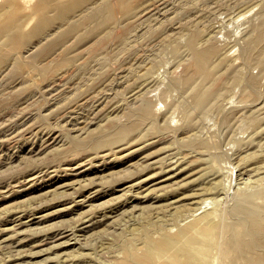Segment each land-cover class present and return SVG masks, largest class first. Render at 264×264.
<instances>
[{
  "label": "rangeland",
  "instance_id": "rangeland-1",
  "mask_svg": "<svg viewBox=\"0 0 264 264\" xmlns=\"http://www.w3.org/2000/svg\"><path fill=\"white\" fill-rule=\"evenodd\" d=\"M35 1L37 0H29L19 12L24 18L21 31L24 35L27 33L25 36L29 40L26 42L28 45L37 41V37H28V35L41 21V16L35 14L32 7ZM147 1L131 0L130 3L132 2L135 7ZM151 1L154 5H151L153 7H150L151 10L160 18L154 22L144 21V16L149 12L146 10L141 12L138 18L134 15L131 18L127 17L130 13L124 15L123 8L117 0L115 3L111 0L116 6L113 12L114 20L117 19L112 32L108 35H102L104 34L102 32L100 35L98 32L103 24L96 25L97 22L93 21L83 24L67 34L66 38L58 39L57 43H64L65 48L56 52L54 58L49 57L54 56L55 53L49 55L50 50H47L43 56L44 51L40 55H36V52L34 58L33 55L23 52L26 43L19 47L0 44V264H65L66 262V264H110L113 254L121 255L122 251L133 246L141 249L148 244L151 236L162 237L165 231L161 228H167L166 235H169V228L175 233L176 227L190 222L191 220L185 222L191 215L189 212L177 216L176 210L172 214L171 212L175 211L174 206L178 202L188 204L189 200L186 197L196 185L208 184L214 180L218 183L219 190L216 189L214 191L216 193L212 192L206 196L202 195L207 202L202 203L203 206L200 203L204 201L201 196L197 198L198 202L195 200L196 202H192L194 204L190 203L188 209L194 212H191L192 214L196 215L201 211L202 208L196 210L195 207L199 203L201 205L198 206L203 209L213 205H220L218 207L222 210L224 207L226 209L233 205V199H237V196L245 190L258 192L259 195L254 197V201L264 206V66L261 67L260 64H257L258 67L255 66L257 63L255 57L251 61L252 57L248 59L243 53L244 44L246 43L248 47L255 44L256 39L264 31V0H242V2L240 0H161L164 3L160 0ZM158 2L162 5L155 4ZM3 3V0H0V12L4 10ZM158 10L163 15L158 13ZM234 16L238 17L235 19ZM132 21L136 23L133 25ZM247 21L249 22L246 23ZM261 22H263L262 32ZM147 24L152 26L149 27ZM248 24L252 30L248 28ZM126 26L129 30L133 27L134 35L131 40L119 38V33L122 37L127 33ZM153 26L156 29L152 30ZM79 29L81 31H78ZM166 31L173 33L172 37L170 36L171 45L163 41L164 38L161 36V33L164 34ZM77 32L79 35L75 37ZM249 32L250 34H247ZM192 34H196L197 37H194V44H198L199 47L202 45L201 48L210 45L209 47L214 51L211 53L212 61H218L217 56L221 57L224 54L223 57H219L216 76L206 79L204 87H223L226 88L225 94L216 105L204 112L196 108L191 93L185 90L184 85V80H187L189 75L195 74L193 57L185 44L186 39ZM227 37H230V40L240 39L238 45L235 39L230 42L232 45L236 44L231 47V51H229L231 45L226 44V41L229 43ZM242 40H245L243 44ZM14 48L18 51H14ZM7 53L14 54L16 59L14 63L8 62L5 66L8 58L3 60L2 56ZM38 57L41 58L38 60ZM43 58H46L44 62ZM23 61L26 63L23 64ZM241 65L244 68H241ZM235 66L240 68L241 72L245 70L244 79L254 80L256 77L255 80L258 81L261 76V80L252 82V86H248L243 78L239 82H234L230 79V74ZM245 68H249L248 75L251 74L253 77L249 78ZM145 70L147 74H140ZM150 75L153 78L151 80L147 79L151 78ZM152 75L156 78L154 79ZM141 83L142 86L139 87ZM143 85L146 87L144 88ZM49 86L51 87L48 88ZM137 86L140 89L136 90ZM137 91L141 92H138L140 96L137 94L140 99L135 96ZM132 95L137 99L131 98ZM146 97L151 100L149 103L153 104L146 110L151 113L141 111L142 101L144 98L146 100ZM38 133L41 135L39 136ZM173 154H176V157ZM178 156L185 158L181 157V159ZM137 163L140 166L136 165ZM173 164L180 168V165H183L182 168L185 166L189 168L179 170L171 178L161 177L169 167L174 166ZM202 169L208 172L203 178L199 177ZM153 172L154 175L156 173L158 175L149 178L148 175ZM146 176L148 179L145 178ZM78 179L79 183H77ZM132 182L133 188L124 187V184ZM172 182L173 186L176 184L180 188L169 192L168 186L170 184L171 187ZM222 183L224 185L220 187ZM72 184L75 187H72ZM248 185L250 188L247 187ZM160 186L168 187L167 191L161 190ZM245 186L249 189H244ZM101 188L103 191L100 190ZM225 189H229L230 192ZM232 189L234 193L236 190L239 191H236L239 193L236 196L233 193L235 198ZM74 192L77 193L76 196ZM227 195L229 196L226 197ZM98 205L100 206L97 207ZM110 207L108 211H112H106ZM85 209H89L88 212ZM82 210L85 211L83 212L85 217L84 215L79 217ZM114 215L119 218H115ZM184 215L189 217L179 221L181 223L179 225L178 218ZM102 216L105 217L102 219ZM81 218L85 221L80 220ZM230 218L226 216V219ZM113 220L116 224L110 227L109 223ZM41 224L45 226L52 224L54 229L43 227ZM65 224L67 226L63 227ZM69 224L71 226L73 224L74 227L76 225L77 228L68 227ZM37 225H40L42 230ZM67 227L71 232L66 229ZM91 230L94 232L89 235L88 232ZM58 231L61 234H58ZM27 234L32 235L30 237ZM52 235L57 239L52 240L54 237ZM64 238L65 240L61 241ZM83 238L89 239L88 243ZM54 241L59 243L53 245L56 244ZM64 241L70 242L63 245ZM83 241L85 244L81 245ZM209 243L205 240L200 248L195 247L197 256H193L197 262L194 264L222 263L218 261L220 259H217L216 263V260H213L214 253L208 250ZM190 244L189 240H184L181 244H171L165 258L169 263L175 264L169 258L175 247L182 245L190 248ZM168 246L169 243L165 250ZM73 251L74 254L71 253ZM76 252L78 256L75 255ZM149 252L156 259L165 256L157 248H151ZM60 256H63V259H60ZM237 262L242 264L240 261Z\"/></svg>",
  "mask_w": 264,
  "mask_h": 264
},
{
  "label": "bare ground",
  "instance_id": "bare-ground-1",
  "mask_svg": "<svg viewBox=\"0 0 264 264\" xmlns=\"http://www.w3.org/2000/svg\"><path fill=\"white\" fill-rule=\"evenodd\" d=\"M28 1L29 0H3V7H4V10L2 11V12H0V44H2V43H5V44H10V45H13V47L14 46H17V47H19L20 45H23V44H25L27 41H29V40H27V38H26V34L27 33H25V35L22 33V31H21V27H22V23H23V21H24V18H23V15H19V12H20V10H22V7H24L25 5H27V3H28ZM114 1V3H115V0H113ZM130 1L131 0H117V2L119 3V5H120V7L121 8H123L122 10H123V12H124V15L125 14H128V13H130L127 17H129L130 16V18L131 17H133L132 15H134V16H136V18H138L139 17V14L141 13V12H143V11H149L148 12V15L147 16H144V21L145 22H147V21H152L153 20V22L154 21H156V20H159L160 18L159 17H157L158 16V14H157V16L155 15V13H153V11L151 10V8H153L151 5H153L152 3V1L150 2V0H148L149 1V3H148V1L147 2H145L143 5H140V4H138L137 6H133L131 3H130ZM133 1V0H132ZM161 1V0H160ZM159 1V2H160ZM164 1V0H163ZM163 1H161L162 3H164ZM239 1V0H238ZM241 2H242V0H240ZM245 1V0H244ZM155 2V1H154ZM159 2L158 3H155V4H159ZM114 3H112L111 2V0L109 1V0H37V1H35L33 4H32V7H33V9H34V13L35 14H38V15H40L41 16V21H39L38 23H37V25H35L32 29H31V31L29 32V35H28V37L29 36H35V37H37L36 39H37V41H35V42H30L29 43V45L26 43V48L23 50V52H26V53H28L29 55L31 54V55H33V57H34V54L37 52V54L36 55H40L41 54V52L42 51H44V53H42V56L47 52V50H50L51 52L49 53V55H51V54H53L54 52V56L53 55H51V56H49V57H55V55L57 54L56 52H60L61 50H62V48L64 49L65 48V44L64 43H57V41H58V39H60V38H62V39H64V38H66V35L67 34H70L74 29H76V28H78L79 26H81V25H83V24H86V23H88V22H97V24L96 25H104L103 27H102V29H100L99 30V32H98V34H102V32H104V34H102V35H105V34H109V33H111L112 32V28L114 27V25H115V23L117 22V19H115L114 20V15H113V12H114V8L116 7V6H114ZM162 3L161 4H159V5H162ZM166 3V2H165ZM258 3H256V5H257ZM115 5H117V4H115ZM119 5H117L118 7H119ZM156 5V6H157ZM165 5V4H164ZM259 5V4H258ZM154 6V5H153ZM169 6V5H168ZM151 7V8H150ZM158 8H159V6H157ZM160 7H163V6H160ZM165 7H166V5H165ZM164 7V8H165ZM6 8H10L9 10H7ZM163 8V9H164ZM169 7H167V9H168ZM155 9V8H154ZM163 9H161V10H163ZM166 9V8H165ZM163 11H165V10H163ZM158 13H160L159 12V10H158ZM142 14V13H141ZM160 14H162V13H160ZM163 15V14H162ZM161 15V16H162ZM166 15V14H165ZM122 17V16H121ZM143 17V16H142ZM168 17V16H167ZM231 17V16H230ZM238 17V16H237ZM236 17V18H237ZM169 18V17H168ZM234 18H235V16H234ZM235 18V19H236ZM124 19V18H123ZM134 19H135V17H134ZM140 19V18H139ZM143 19V18H142ZM162 19V18H161ZM167 19V18H166ZM235 19H234V21H235ZM127 20H128V18H127ZM137 20V19H136ZM164 20V19H163ZM247 20H249V19H247ZM135 21V20H134ZM137 21H141V20H137ZM120 22H121V20H120ZM249 21H247L246 23H248ZM122 23V22H121ZM128 23H129V20H128ZM132 24L134 23L133 21L131 22ZM136 23V22H135ZM134 23V24H135ZM138 23V22H137ZM156 23V22H155ZM158 23L160 24V21H158ZM158 23H156L155 25L158 27V26H160ZM162 23V25H163V22H161ZM262 23L263 22H261V25H260V27L262 26ZM133 24V25H134ZM140 24V23H139ZM138 24V25H139ZM143 23H141V25H142ZM146 24V23H145ZM151 24H152V22H151ZM158 24V25H157ZM129 25H130V23H129ZM129 25H127L128 27H129ZM137 25V24H136ZM135 25V27L136 28H138V26H136ZM148 25V24H147ZM126 26V28L128 29V27ZM132 26V25H131ZM144 26V25H143ZM146 26V25H145ZM149 26V25H148ZM148 26H146V27H148ZM152 26V25H151ZM151 26H149V27H151ZM259 26V25H258ZM94 27H96L95 25H94ZM134 27V28H135ZM145 27V28H146ZM251 27V26H250ZM250 27H249V24H248V28L250 29ZM130 28V27H129ZM142 28V27H141ZM158 28H160V27H158ZM247 28V29H248ZM255 28V27H254ZM262 28V27H261ZM124 29V28H123ZM122 29V30H123ZM132 29H133V27H132ZM132 29H128L127 30V33L126 34H124L123 35V37L121 36V33H119L120 34V39L122 40V38H123V40H127V39H129V40H131L130 38H132V35H134V30L132 31ZM140 29V28H139ZM144 29V28H143ZM151 29V28H150ZM154 29H156V27L154 28V26H153V29L152 30H154ZM256 29V28H255ZM147 30H148V28H147ZM169 30V29H168ZM250 30H252V29H250ZM257 30H259V28L257 29ZM261 30V29H260ZM78 31H81V29H79ZM90 31H91V29H90ZM126 31V30H125ZM137 31V30H136ZM244 31V30H243ZM246 31V30H245ZM263 31V28H262V30H261V32ZM139 32V31H138ZM137 32V33H138ZM140 32H142V31H140ZM139 32V33H140ZM144 32H145V30H144ZM161 32V31H160ZM246 32H248V31H246ZM251 32V31H250ZM250 32L249 33H247V34H250ZM123 33H124V31H123ZM136 33V34H137ZM243 34H244V32H242ZM247 34H246V36H247ZM260 34V33H259ZM79 35V32H77V35L75 36V37H77ZM140 35V34H139ZM172 35H173V33L171 32V31H166V32H164V34L163 33H161V36L164 38L163 39V41L165 40V42L166 43H168L169 42V44L172 42V39H171V37H172ZM198 35V34H197ZM241 35V34H240ZM156 36H158V34L156 35ZM156 36L154 37V38H156ZM160 36V37H161ZM171 36V37H170ZM234 36V35H233ZM241 36H243V35H241ZM245 35H244V37H246ZM135 37V36H134ZM161 37V38H162ZM194 37H196V34H192V36H189L187 39H186V42H185V44H186V46H187V48L189 49V52L191 53L190 55H192V57H193V66L195 67L194 68V75H192L191 74V76L189 75V77L187 78L186 76H185V79L187 78V80H184L185 81V83H184V85H185V90H187L189 93H191V95H192V97H193V101H194V103H195V106H196V108L199 110V111H208L210 108H212L214 105H216L217 104V102H218V100L222 97V95L223 94H225L224 92H225V89L226 88H223V87H221V88H205L204 87V81H206V79L208 80V79H212V78H214L215 76H216V66H217V64H218V61L220 60L219 59V57H220V55L219 56H217V58H218V61L216 60V62H214V61H212V59H211V53H213L214 51L212 50V48L211 47H209L210 45L208 44V46L207 47H205L204 48V46H203V48H201V46L202 45H200V47L198 46V44H194V40H195V38ZM200 37V36H199ZM211 37V36H210ZM213 37V36H212ZM197 38V37H196ZM229 38V43H227L228 41H226V44H230L229 46H230V50L229 51H231L232 50V46L235 44H231L230 42H232L233 40H230V37H227L226 39H228ZM233 38V37H232ZM236 38H238V37H236ZM250 38V40H251V37H249ZM249 38H247V40H249ZM119 39V40H120ZM134 40V39H133ZM236 41H238V40H240V39H235ZM235 41V42H236ZM243 41H245V40H242V44L244 43ZM128 42H130V41H128ZM127 42V43H128ZM203 43H204V41H202ZM241 42V41H240ZM124 43V42H123ZM195 43H196V41H195ZM209 43V42H208ZM237 43V42H236ZM248 43V42H247ZM126 44V43H125ZM172 44V43H171ZM170 44V45H171ZM204 44H207V43H204ZM239 44V41H238V43H237V45ZM246 44V43H245ZM244 44V46H245V48H243V53H244V55H245V57H247L248 59H250L251 57V61H252V59H254V57H255V60H256V62L257 63H255L254 65L255 66H257V64H260V66L262 67V66H264V31H263V33L256 39V43L255 44H252L250 47H248V46H246ZM250 44H251V42H250ZM195 45H197V47L195 46ZM212 45V44H211ZM236 45V44H235ZM254 45V46H253ZM54 46V47H53ZM243 46V45H242ZM242 46H240V47H242ZM253 47H255L254 49H253ZM174 48V47H173ZM233 48H235V46L233 47ZM236 48H237V46H236ZM252 48V49H251ZM214 49V48H213ZM16 49L14 48V51H15ZM228 50H226V51H228ZM237 50L239 51V49L237 48ZM241 50V49H240ZM18 50H16V52H17ZM237 51V52H238ZM216 53H218V52H216ZM27 54V55H28ZM221 54V53H220ZM230 54H232V53H230ZM240 54H242V52H240ZM217 55V54H216ZM223 55L224 54H222L221 55V57H223ZM234 55V54H233ZM233 55L231 56V57H233ZM47 56V57H48ZM213 56V55H212ZM237 56V55H236ZM238 56H239V53H238ZM46 57V58H47ZM191 57V56H190ZM213 57H215V56H213ZM220 57V58H221ZM241 57H242V55H241ZM2 58H3V60H5L6 58H8V61H7V63L5 64V66L8 64V62H13L14 63V61H15V56H14V54H12V53H7V54H5L4 56H2ZM35 58V57H34ZM41 57H38L37 59L39 60ZM46 58H43V62H44V60L46 59ZM217 58H215V59H217ZM50 60H52L51 58H49ZM64 59H66L65 57H64ZM231 60H233V58L231 59ZM235 60H236V58H235ZM47 61V60H46ZM233 62V61H232ZM237 62V61H236ZM26 63V62H25ZM24 63V61H23V64H25ZM34 63V62H33ZM46 63H48V61L46 62ZM239 63V62H238ZM36 64V63H35ZM231 64V63H230ZM242 64H244V61H243V63ZM246 65H247V62L245 63ZM34 65V64H33ZM32 65V66H33ZM37 65V64H36ZM44 65V64H43ZM237 65V64H236ZM193 66H192V70H193ZM229 66H231V65H229ZM238 66V65H237ZM242 66V65H241ZM241 66H239V67H241ZM249 66V65H248ZM247 66V67H248ZM252 66H253V63H252ZM254 66V67H255ZM33 67H36V66H33ZM43 67V66H42ZM253 67V68H254ZM258 67V66H257ZM6 68V67H5ZM44 68H45V65H44ZM234 69H233V71L231 72V74H230V79H232L234 82H239V81H241V79L243 78V76H244V74H243V72L245 71L244 69V71H240V68H237L236 66L235 67H233ZM241 68H244V66H242ZM4 69V68H3ZM7 69V68H6ZM239 69V70H238ZM246 69V68H245ZM247 69H249V68H247ZM247 69H246V71H247ZM252 69V68H251ZM45 70V69H44ZM253 70V69H252ZM258 70V69H257ZM250 71V70H249ZM249 71H247V75H248V72ZM254 71V70H253ZM252 71V72H253ZM262 71V70H261ZM147 72V70H145V72H141L140 74H145ZM193 72V71H192ZM246 73V72H245ZM147 74V73H146ZM250 74V73H249ZM154 75V74H153ZM152 75V76H153ZM264 75V74H263ZM262 75V76H263ZM218 76V75H217ZM249 76V78L250 77H253V76H251V74L250 75H248ZM256 76V75H255ZM148 76H146V78H147ZM150 77H151V75H150ZM154 77V79L156 78L155 76H153ZM247 77V76H246ZM258 77H259V75H258ZM143 78H145V77H143ZM145 78V79H146ZM229 78V77H228ZM147 79H153L152 77L151 78H147ZM244 79V78H243ZM251 79V78H250ZM247 80V79H244L246 82H247V85L248 86H252L253 85V83L252 82H259L260 80H261V76H260V80L258 79V81H256L255 79H256V77H255V79L253 80V78H252V80ZM264 80V79H263ZM156 81V80H155ZM146 82H147V80H146ZM245 82V83H246ZM144 84V83H143ZM150 84V83H149ZM148 84V85H149ZM151 84H152V81H151ZM147 85V86H148ZM52 86V85H51ZM51 86H49L48 88H50ZM54 86V85H53ZM140 86H142V83H141V85L139 84V87ZM138 86H137V89L136 90H138V89H140ZM143 87H144V85H143ZM145 87H146V85H145ZM144 87V88H145ZM50 90V89H49ZM135 90V91H136ZM142 90V89H141ZM134 91V90H133ZM138 92H140V91H137L136 93H135V96H137V94L140 96V94L138 93ZM143 92H144V89H143ZM134 93V92H133ZM141 93V92H140ZM144 95H145V93H143ZM62 96V95H61ZM133 96L134 95H132V97L131 98H133ZM134 96V97H135ZM139 96H137L139 99L141 98V97H139ZM146 96V95H145ZM145 96H142V97H145ZM60 98V97H59ZM147 98V97H146ZM133 99H135V98H133ZM137 99V98H136ZM135 99V100H136ZM140 102H139V104H141V101H142V99L141 100H139ZM151 101V100H150ZM149 101V99L147 98L146 100H145V98H144V100L142 101L143 103L141 104V106L143 107L142 108V112H144V111H146V110H148L149 109V107L151 108V106L150 105H153L152 104V102H151V104L149 103L150 102ZM262 105V104H261ZM264 106V105H263ZM260 107H262V106H260ZM150 111H146V113H149ZM145 113V112H144ZM151 113V112H150ZM39 131V130H38ZM41 132V131H40ZM15 133V132H14ZM13 133V134H14ZM35 133V136L37 137V135H36V132H34ZM42 133V132H41ZM41 133L39 134V136L41 135ZM49 134H50V132H48ZM38 136V137H39ZM46 136H47V134H46ZM40 138V137H39ZM40 140H41V138H40ZM43 141H45V139L43 140ZM172 152V151H171ZM174 152V151H173ZM175 153H177V152H175ZM170 154V153H169ZM174 155V157H176L175 155L176 154H173ZM179 155V154H178ZM184 155V154H183ZM171 157V156H170ZM178 157H180V156H178ZM177 157V158H178ZM182 157V156H181ZM180 157V158H181ZM187 157V156H186ZM173 158V157H172ZM176 158V159H177ZM180 158H179V160H180ZM182 158H185V157H182ZM181 158V159H182ZM28 159V158H27ZM169 159V158H168ZM174 159V158H173ZM172 159V160H173ZM24 160H26V159H24ZM164 160V159H163ZM166 160V159H165ZM195 160V159H194ZM167 161H169V160H167ZM175 161V160H174ZM178 161V160H177ZM186 161H187V159H186ZM162 162V161H161ZM161 162H159L160 164H161ZM164 162V161H163ZM179 162V161H178ZM182 162H183V160H182ZM184 162H185V160H184ZM188 162V161H187ZM187 162H186V164L185 165H187ZM136 163V162H135ZM171 163H173V161L171 162ZM139 164H141V163H139ZM163 164V163H162ZM175 164H177V163H175ZM183 164V163H182ZM189 164V163H188ZM134 165V164H133ZM136 165H138V163L136 164ZM157 165V164H156ZM164 165H165V163H164ZM174 165V164H173ZM180 165V164H179ZM138 166H140V165H138ZM138 166H136V167H138ZM181 166V168L180 167H178L177 165L175 166H172V167H169V170L167 171L166 169V173H164V172H162V173H164L163 174V176H161V177H163V178H171L172 176H174L179 170H181L182 171V169H186V167L187 168H189L188 166H185L184 168H182V166L183 165H180ZM76 167V166H75ZM136 167H134L135 169H136ZM155 167H158V166H155ZM159 167H161V166H159ZM166 167V166H165ZM168 167V166H167ZM72 168V167H71ZM69 169V168H68ZM157 169V168H156ZM163 169V168H162ZM168 169V168H167ZM75 170V169H74ZM158 170H160L159 168H158ZM80 171H82V170H80ZM157 171V170H156ZM162 171V170H161ZM164 171V170H163ZM76 172V171H75ZM158 172V171H157ZM79 173V172H78ZM156 173V172H155ZM159 173V172H158ZM208 172L207 171H204L203 169H202V172L199 174V177H201V178H203V177H205L206 176V174H207ZM216 173V172H215ZM152 174V173H151ZM151 174H149L148 176H149V178L150 177H152L153 175H154V172H153V174L151 175ZM210 174V173H209ZM212 174H213V172H212ZM151 175V176H150ZM156 175H158L157 173H156ZM156 175H154V176H156ZM161 175V174H160ZM215 175V174H214ZM148 176H146L145 178H147L148 179ZM176 176H178V175H176ZM208 176V175H207ZM160 177V178H161ZM199 177H196L197 179L199 178ZM209 177V176H208ZM157 178V177H156ZM160 178H159V181H160ZM77 179V178H76ZM81 179V178H80ZM146 179V180H147ZM154 179V178H153ZM162 179V178H161ZM195 179V178H194ZM194 179H192V181L194 180ZM73 180H75V179H73ZM72 180V181H73ZM128 180V179H127ZM141 180H143L144 181V179H141ZM152 180V179H151ZM165 180V179H164ZM163 180V181H164ZM172 180V179H171ZM175 180V179H174ZM176 180H177V178H176ZM176 180H175V182H176ZM205 180V179H204ZM210 180V179H209ZM208 180V181H209ZM213 180V179H212ZM71 181V182H72ZM75 181H77V180H75ZM153 182H155L154 180H152ZM178 181V180H177ZM191 181V182H192ZM200 181H202V180H200ZM74 182V181H73ZM72 182V183H73ZM83 182V181H82ZM113 182V181H112ZM136 182V181H135ZM165 182V181H164ZM170 182V181H169ZM175 182H174V184H175ZM179 182V181H178ZM194 182V181H193ZM192 182V183H193ZM199 182V181H198ZM77 183H79V179H78V182ZM90 183V182H89ZM96 183V182H95ZM119 183V182H118ZM156 183V182H155ZM195 183V182H194ZM202 183H203V181H202ZM88 184V183H87ZM97 184V183H96ZM141 184V183H140ZM144 184V183H143ZM162 184H164V183H162ZM161 184V185H162ZM168 184V183H167ZM172 185H171V187H170V184H169V192H171V191H174V190H177L178 188H180V186H176V184L173 186V182L171 183ZM198 184V183H197ZM199 184H200V182H199ZM67 185V184H66ZM77 185V184H76ZM117 185V184H116ZM125 186L124 187H130V186H132V188H133V182L132 183H129V184H124ZM150 185V184H149ZM160 185V184H159ZM178 185V184H177ZM179 185H181V184H179ZM183 185V184H182ZM223 183H222V185L220 186V187H223ZM69 186H71V184L69 185ZM83 186V185H82ZM89 186H91V185H89ZM93 186V185H92ZM145 186V185H144ZM163 186V185H162ZM162 186H160V188L162 187ZM164 186H165V184H164ZM195 186V185H194ZM72 187H75V186H73V184H72ZM72 187H71V189H72ZM87 187V186H86ZM135 187V186H134ZM146 187V186H145ZM148 187V186H147ZM168 187H164V188H161V190H164L165 192L167 191V188ZM247 187H249L250 188V186L248 185ZM252 187V186H251ZM82 188H84V187H82ZM92 188V187H91ZM136 188H138V187H136ZM143 188V187H142ZM159 188V187H158ZM239 188V187H238ZM238 188H236L237 190H238ZM244 189H249V188H246V186L245 187H243ZM78 189V188H77ZM97 189V188H96ZM141 189V188H140ZM139 189V190H140ZM144 189V188H143ZM147 189V188H146ZM216 189H218V183L214 180V182L212 181V182H210V183H208V184H200V185H196L195 186V189H193L190 193H188V195H187V200H189V202H188V204H187V202H181V203H179L178 201H179V199H178V203H177V205L176 206H174V208H175V211L174 212H171L172 214L173 213H175L176 212V210H177V216H180V215H182V213L183 212H186V214H187V212H189V215H190V217H189V219H187L188 217L186 216V215H184L183 217H180V218H178V224L179 225H181V223L179 222V221H183V220H186L185 222H187V221H189V220H191L190 222H188L186 225H183V226H179V227H176V232L175 233H172V231H173V229L172 228H169V235H166V231L168 230L167 228H161L162 230H164L165 231V233L162 235V237H160V238H154V237H152L151 236V239L149 240V242H148V244H146L143 248H141V249H139V247H137V246H133L131 249H125L124 251H122V254L121 255H119L118 253H116V254H113V257L110 259V264H171V263H169L168 262V260L165 258L166 257V255H168V250H169V247L171 246V244H173V243H178V244H181V243H183L184 242V240H189L190 242H191V244H190V248L189 247H185V246H182V245H177L175 248V250L172 252L173 254L172 255H170L169 256V258L171 259V260H173V263H175V264H194V263H196L197 262V260L195 259V257L193 256V255H196L197 256V253H196V248H200V246H201V244L203 243V241H205V240H207L208 242H210L209 244V247H208V250H210L211 251V253L213 252L214 253V255H213V257H214V259L213 260H216L215 261V263L217 262V259H220V260H218V261H221L222 263L221 264H237L238 262L237 261H240L242 264H264V206L263 205H261V204H256L255 203V201H254V197L258 194L259 195V193L257 192V193H253V191H250V190H245V191H242V193L241 194H239V193H237V192H239V191H235V193L234 192H232L233 191V189L231 190V192H232V195L234 196V194H235V196H236V194L238 195L239 194V196H237L236 198L237 199H233V198H235V196L232 198L233 200H234V203H233V201H232V203H233V205H231L230 207H226V209H225V207L223 208V210L220 208L219 209V207L218 206H220V205H213V206H210V207H204V209H203V207H201V206H198V205H201L202 203H207L206 201H205V199L202 197V195H205L206 196V194H210V193H212V192H214V191H216ZM227 189V188H226ZM225 189V190H226ZM235 189V188H234ZM79 190V189H78ZM78 190H77V192H78ZM82 190V189H81ZM85 190V189H84ZM100 190H102L103 191V189L101 188ZM99 190V191H100ZM219 190V189H218ZM242 190V189H241ZM71 191H73V189L71 190ZM88 191H90V190H88ZM92 191V190H91ZM97 191V190H96ZM138 191V190H137ZM226 191H229L230 192V190L228 189V190H226ZM135 192V191H134ZM138 192H140V191H138ZM144 192V191H143ZM225 192V191H224ZM75 193V192H74ZM87 193V192H86ZM92 193H94V190H93V192ZM214 193H216V192H214ZM213 193V194H214ZM222 193V192H221ZM234 193V194H233ZM76 194L77 193H75V196H76ZM98 194V193H97ZM124 194H125V192H124ZM127 194V193H126ZM129 194V193H128ZM130 194H132L131 193V191H130ZM227 193L225 192L224 193V195H226ZM84 195V194H83ZM87 194H85V196H86ZM91 195V194H90ZM135 195V194H134ZM136 195H137V193H136ZM216 195H218V193L216 194ZM220 195H223V194H220ZM219 195V196H220ZM230 195V194H229ZM229 195H227L226 197H228ZM231 195V196H232ZM80 196V195H79ZM92 196V195H91ZM116 197H118L117 195H115ZM115 196H114V200L116 199L115 198ZM128 196V195H127ZM200 196L202 197V200L204 199V201H202V202H200L198 205H195V207H196V210H197V208H202V209H200L201 211L199 212V213H196V215L195 214H192V213H194V212H192V210H191V212H190V210L188 209L189 208V204L191 203V204H194V203H192L193 201H197L198 202V200L199 199H197V198H200ZM214 196V195H213ZM89 197V196H88ZM98 197V196H97ZM131 197V196H130ZM134 197V196H133ZM217 196H215V198H216ZM223 197V196H222ZM225 197V196H224ZM61 198H63L62 196H61ZM73 198V197H72ZM85 198V197H84ZM95 198V197H94ZM93 198V199H94ZM134 198H136V197H134ZM177 198H179V197H177ZM182 198V197H181ZM213 198V197H212ZM219 199H221V197H218ZM75 199V198H74ZM78 199V198H77ZM228 199V198H227ZM227 199H226V201H227ZM61 200H64V199H61ZM79 200H80V198H79ZM86 200V199H85ZM89 200H90V198H89ZM173 199H171V201H172ZM206 200H209V199H206ZM214 200V199H213ZM71 201V200H70ZM75 201V200H74ZM73 201V202H74ZM78 201V200H77ZM83 201H84V199H83ZM88 201V200H87ZM86 201V202H87ZM93 201V200H92ZM170 201V200H169ZM195 201V202H196ZM201 201V200H200ZM210 201H211V199H210ZM89 202V201H88ZM213 202V201H212ZM228 202V201H227ZM75 203V202H74ZM77 203V202H76ZM90 203V202H89ZM110 203H113V202H110ZM176 203V202H175ZM222 204H223V202H221ZM69 204V203H68ZM79 204V203H78ZM93 204V203H92ZM95 204V203H94ZM109 204V203H108ZM114 204V203H113ZM225 204V203H224ZM67 205V204H66ZM65 205V206H66ZM86 205V204H85ZM91 205V204H90ZM97 205V204H96ZM96 205H95V208H96ZM173 205H174V203H173ZM207 205V204H206ZM64 206V207H65ZM68 206V205H67ZM88 206H89V204H88ZM91 206H93V205H91ZM90 206V207H91ZM100 205H98L97 207H99ZM106 206H109V205H106ZM105 206V207H106ZM113 206H115V205H113ZM191 206V205H190ZM198 206V207H197ZM202 206H203V204H202ZM225 206V205H224ZM70 207V206H69ZM72 207V206H71ZM79 207H80V205H79ZM82 207V206H81ZM119 207V206H118ZM191 207H194L193 205L191 206ZM218 207V208H217ZM62 209H64L63 207H61ZM66 208V207H65ZM166 208H168V207H166ZM172 208V207H171ZM173 208V209H174ZM67 209V208H66ZM70 209V208H69ZM75 209V208H74ZM91 209H94V208H92L91 207ZM108 209L110 210L111 209V207L110 208H107V210L106 211H108ZM113 209V208H112ZM119 209V208H118ZM169 209V208H168ZM188 209V210H187ZM190 209H193V208H190ZM198 209V210H199ZM225 209V210H224ZM88 210L89 209H85V211H87L88 212ZM97 210V209H96ZM95 210V211H96ZM120 210H122V209H120ZM172 210V209H171ZM67 211V210H66ZM85 211L84 210H82V213H80V211H79V213L81 214H79L80 216L79 217H81L82 215H84L83 214V212L85 213ZM112 211V210H111ZM111 211H108V212H111ZM122 211H124V210H122ZM121 211V212H122ZM86 212V213H87ZM93 212V211H92ZM196 212V211H195ZM89 213L91 214V212L89 211ZM96 213H97V211H96ZM117 213H119V212H117ZM170 213V214H171ZM78 214V213H77ZM76 214V215H77ZM100 214V213H99ZM98 214V215H99ZM102 214V213H101ZM107 214V213H106ZM114 214V213H113ZM116 214V213H115ZM87 216H88V214H86ZM91 215H94V214H91ZM97 215V214H96ZM103 215H104V213H103ZM109 215V214H108ZM193 215V217L191 218V216ZM18 216H20V215H18ZM23 216V215H22ZM35 216V215H34ZM38 216V215H37ZM41 216V215H40ZM39 216V217H40ZM113 216V215H112ZM226 216L228 217V218H230V219H232V218H234V220L232 219V221H229L230 219H226ZM16 217H17V215H16ZM84 217H85V215H84ZM93 217V216H92ZM103 217H105V216H102V219H103ZM114 217H115V215H114ZM19 218V217H18ZM17 218V219H18ZM38 218V217H37ZM37 218H36V220H37ZM77 218H78V216H77ZM90 218V217H89ZM113 218V217H112ZM115 218H119V217H115ZM16 219V220H17ZM22 219V218H21ZM41 219V218H40ZM45 219V218H44ZM84 220V218H81L80 220ZM86 220H87V217L85 218ZM95 219V218H94ZM99 219V218H98ZM107 218H105V220H106ZM15 220V219H14ZM29 220V219H28ZM82 220V221H83ZM89 220V219H88ZM111 220V219H110ZM228 220V221H227ZM39 221V220H38ZM41 221H43V220H41ZM45 221V220H44ZM75 221H76V218H75ZM77 221H78V219H77ZM85 221V220H84ZM91 221V220H90ZM90 221H89V223H90ZM93 221V220H92ZM91 221V222H92ZM95 221V220H94ZM98 221V220H97ZM104 221V220H103ZM108 221H109V219H108ZM17 222H18V220H17ZM35 222V221H34ZM74 222V221H73ZM81 222V221H80ZM107 222V221H106ZM14 223V222H13ZM24 223H26V222H24ZM37 223V222H36ZM42 223V222H41ZM44 223V222H43ZM75 224H77L76 222H74ZM87 223V222H86ZM100 223V222H99ZM107 223H109V222H107ZM19 224V223H18ZM18 224H14V225H18ZM28 224V223H27ZM46 224V223H45ZM62 224H64V223H62ZM85 224V223H84ZM90 224H93V223H90ZM110 224V227H114L115 226V224H116V222L113 220L112 222H110L109 223ZM26 225V224H25ZM29 225V224H28ZM41 225H43V227L45 226L44 224H41ZM50 225V224H49ZM60 224H58V226H59ZM78 225V224H77ZM15 226V227H16ZM30 226V225H29ZM28 226V227H29ZM37 226H40V225H37ZM36 226V227H37ZM47 226V228L48 227H50V228H53V226H52V224L50 225V226H48V224L46 225ZM45 226V227H46ZM52 226V227H51ZM55 226V225H54ZM57 225H56V227H58ZM62 225H60V227H61ZM67 226V224H65V226L63 225V227H66ZM71 226V224H69V226L68 227H70ZM72 226H73V224H72ZM71 226V227H72ZM83 226V225H82ZM81 226V227H82ZM11 227V226H10ZM30 227H32V226H30ZM35 227V226H34ZM59 227V228H60ZM62 227V228H63ZM68 227L66 228V229H68ZM74 227V226H73ZM72 227V228H73ZM75 227H76V225H75ZM74 227V228H75ZM18 228V227H17ZM73 228V229H74ZM77 228V227H76ZM80 228V227H79ZM88 228V227H87ZM34 229V228H33ZM39 229H41V226H40V228ZM54 229V228H53ZM85 229V228H84ZM90 229V228H89ZM160 229V230H161ZM16 230V229H15ZM20 230H22V229H20ZM19 230V231H20ZM27 230H29V229H27ZM37 230H38V228H37ZM42 230V229H41ZM57 230H58V228H57ZM56 230V231H57ZM69 230V229H68ZM81 230V229H80ZM13 231H14V229H13ZM18 231V232H19ZM31 231V230H30ZM52 231V230H51ZM54 231V230H53ZM70 232H71V229L69 230ZM17 232V233H18ZM21 232V231H20ZM28 232V231H27ZM32 232H33V230H32ZM36 231H34V233H35ZM59 232V231H58ZM63 232V231H62ZM78 232V231H77ZM91 232L93 233L94 231L93 230H91V231H89L88 233H89V235H91ZM158 232H161V231H158ZM31 233V232H30ZM49 233V232H48ZM52 233V232H51ZM55 233V232H54ZM53 233V234H54ZM74 233V232H73ZM81 233V232H80ZM79 233V234H80ZM87 233V232H86ZM87 233V234H88ZM14 234V233H13ZM35 234H37V232L35 233ZM58 234H61L60 232L58 233ZM66 234H67V232H66ZM75 234H77V233H75ZM15 235V234H14ZM28 236H30L31 237V235L32 234H27ZM44 235V234H43ZM42 235V236H43ZM65 235V234H64ZM68 235V234H67ZM67 235H66V237H67ZM78 235V234H77ZM81 235V234H80ZM85 235V234H84ZM26 236V235H25ZM24 236V237H25ZM27 236V237H28ZM54 235H52V237H53ZM58 236H60V235H58ZM69 236V235H68ZM87 236V235H86ZM23 237V238H24ZM37 237V236H36ZM47 237H49V235L47 236ZM55 237V236H54ZM53 237V239L52 240H56L57 238L55 237L54 238ZM72 237H75V236H72ZM81 238L83 237V236H80ZM88 237H90L91 238V236H88ZM87 237V238H88ZM34 238V237H33ZM41 238H43V237H41ZM51 238V237H50ZM63 238V237H62ZM78 238L79 237H77L76 239L78 240ZM87 238H83L84 239V241L87 239ZM21 239L22 238H20L19 239V241H21ZM30 239V238H29ZM44 239V238H43ZM43 239H42V242H43ZM58 239H59V237H58ZM69 239V238H68ZM73 239V238H72ZM26 240V239H25ZM35 240V239H34ZM38 240H40V239H38ZM63 240H65V238L64 239H61V241H63ZM67 240V239H66ZM71 240V239H70ZM89 240V239H88ZM88 240H86V242L88 241ZM18 241V242H19ZM24 241V240H23ZM44 241H46L45 239H44ZM47 241H48V239H47ZM76 241V240H75ZM84 241H83V243L81 242L80 244L82 245V244H85L84 243ZM17 242V241H16ZM25 242V241H24ZM32 242V241H31ZM36 243H40L39 241L37 242V241H35ZM54 242H56V241H54ZM53 242V243H54ZM68 242H70V241H68ZM68 242L66 243V241H64V244L63 245H65V243L66 244H68ZM13 243V242H12ZM34 243V242H33ZM44 243V242H43ZM57 243H59L58 241L56 242V244H53V245H57ZM61 243H63V242H61ZM60 243V244H61ZM88 243V242H87ZM169 243V246H168V248L165 250V248H166V246H167V244ZM18 244V243H17ZM35 244V243H34ZM77 244H79V243H77ZM79 244V245H80ZM59 245V244H58ZM52 246V245H51ZM68 246V245H67ZM77 246V245H76ZM74 247V246H73ZM84 247V245L82 246V248ZM87 247V246H86ZM85 247V248H86ZM196 247V248H195ZM66 248V247H65ZM75 248V247H74ZM151 248H157V249H160V251H162V254L163 255H165V256H159V257H162V258H160V259H156L155 257H153L151 254H150V252H149V249H151ZM84 249V248H83ZM62 250V249H61ZM64 250V249H63ZM67 250V249H66ZM65 250V251H66ZM71 250V249H70ZM75 250H77L76 248H75ZM74 250V251H75ZM79 250V249H78ZM200 250V249H199ZM68 251V250H67ZM74 251L73 252H71V253H73L74 254ZM60 252H63V251H60ZM79 252H81V249H80V251ZM64 253V252H63ZM68 253H70V252H68ZM71 253H70V255H71ZM78 252H76V256H78L79 254H77ZM149 253V254H148ZM60 254V253H59ZM210 254V253H209ZM64 256V255H63ZM62 256V257H63ZM73 256V255H72ZM61 256L59 257L60 259H63ZM66 257H67V255H66ZM219 257V258H218ZM77 259H79V258H77ZM60 261V260H59ZM58 261V262H59ZM63 261V260H62ZM65 261V260H64ZM78 261V260H77ZM66 262V261H65ZM69 262H70V260H69ZM68 262V263H69ZM76 262V261H75ZM199 263L201 262V260H199L198 261ZM237 262V263H236ZM60 263V262H59ZM67 263V262H66ZM65 263V264H66ZM77 263V262H76ZM61 264V263H60ZM205 264V263H204ZM220 264V263H219Z\"/></svg>",
  "mask_w": 264,
  "mask_h": 264
}]
</instances>
